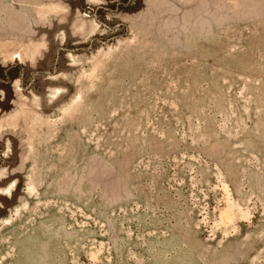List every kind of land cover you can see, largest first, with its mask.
Listing matches in <instances>:
<instances>
[{
	"label": "rangeland",
	"instance_id": "rangeland-1",
	"mask_svg": "<svg viewBox=\"0 0 264 264\" xmlns=\"http://www.w3.org/2000/svg\"><path fill=\"white\" fill-rule=\"evenodd\" d=\"M0 264H264V0H0Z\"/></svg>",
	"mask_w": 264,
	"mask_h": 264
}]
</instances>
